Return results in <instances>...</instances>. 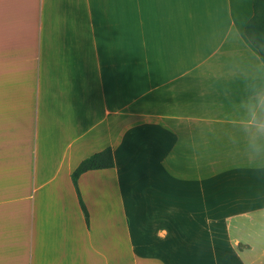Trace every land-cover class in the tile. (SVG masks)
I'll return each instance as SVG.
<instances>
[{
  "label": "crops",
  "instance_id": "crops-1",
  "mask_svg": "<svg viewBox=\"0 0 264 264\" xmlns=\"http://www.w3.org/2000/svg\"><path fill=\"white\" fill-rule=\"evenodd\" d=\"M253 1L0 0V264H264Z\"/></svg>",
  "mask_w": 264,
  "mask_h": 264
},
{
  "label": "trees",
  "instance_id": "trees-1",
  "mask_svg": "<svg viewBox=\"0 0 264 264\" xmlns=\"http://www.w3.org/2000/svg\"><path fill=\"white\" fill-rule=\"evenodd\" d=\"M245 36L258 51L261 61L264 63V0L253 1V16L245 27ZM113 166L112 152L110 149H105L83 160L71 174V180L76 189L86 222L88 221V215L77 188V180L88 171L110 169Z\"/></svg>",
  "mask_w": 264,
  "mask_h": 264
},
{
  "label": "clouds",
  "instance_id": "clouds-1",
  "mask_svg": "<svg viewBox=\"0 0 264 264\" xmlns=\"http://www.w3.org/2000/svg\"><path fill=\"white\" fill-rule=\"evenodd\" d=\"M241 129L253 158L264 157V90H255L242 102Z\"/></svg>",
  "mask_w": 264,
  "mask_h": 264
}]
</instances>
